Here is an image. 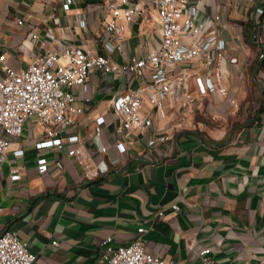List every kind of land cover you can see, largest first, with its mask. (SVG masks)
Returning <instances> with one entry per match:
<instances>
[{"label":"crops","instance_id":"obj_1","mask_svg":"<svg viewBox=\"0 0 264 264\" xmlns=\"http://www.w3.org/2000/svg\"><path fill=\"white\" fill-rule=\"evenodd\" d=\"M64 1L0 0V55L7 53L6 63L20 69L38 52L68 44L103 52L105 0H75L70 9ZM207 1L205 13L222 15L229 95L198 91L195 73L207 71L202 61L176 64L177 72L191 73L190 103L183 105L181 92L168 96L161 109L147 103L152 129L134 131L132 151L119 154L114 125L97 135L95 118L108 114L117 92L151 77L95 70L88 80L90 100H75L85 111L74 130L87 139L95 161L105 159L106 171L84 179L83 164L64 148L59 153L64 168L40 173L38 156L53 159L55 149L35 148L43 127L32 119L15 143L25 153L0 155V234L15 231L27 241L37 254L32 264H95L107 239L114 247L127 245L140 234L138 227H145L146 249L175 264H201L207 246L213 258L227 264H264V56H259L252 21L264 0ZM78 17L86 24L83 19L75 23ZM161 38L158 11L146 5L127 23L122 48L112 57L122 63L154 49ZM205 111L227 127L205 129L200 115ZM163 134L170 138L148 145L150 137ZM15 169L18 179L11 177Z\"/></svg>","mask_w":264,"mask_h":264},{"label":"built area","instance_id":"obj_2","mask_svg":"<svg viewBox=\"0 0 264 264\" xmlns=\"http://www.w3.org/2000/svg\"><path fill=\"white\" fill-rule=\"evenodd\" d=\"M75 0H65L63 7L70 9ZM250 2L251 0H242ZM207 0H105L109 12L105 21V32L101 36L103 52L86 50L75 44L59 49H45L23 68L17 69L6 63V52L0 55L3 62V76L0 77V155L12 151L15 155L25 153V148L15 143L22 135L26 122L34 120L43 127L42 138L35 143L39 151L55 149L53 159L46 155L38 156L40 173H56L64 168L60 151L66 149L83 164V178L91 180L108 169L103 158L95 161L86 138L74 130L78 118L84 113L82 105H77L78 97L90 100L87 94L88 80L95 70L113 73L114 76L133 74L151 77L138 85L117 92L111 101L108 114L95 118L94 132L103 133L107 124L114 125L119 138L114 146L119 154L132 151L133 133L141 134L153 127V119L146 112V104L163 108L168 96L180 92L184 96L183 105H188L192 92L187 81L191 73L175 70L176 64L184 61L200 60L205 73H195V83L201 94L219 92L229 95V86L225 81L226 47L220 38V13H205L202 9ZM146 5L154 6L158 11L161 42L144 54L133 55L120 63L112 57L116 49L122 48L127 23L144 12ZM201 11L205 14L201 15ZM83 19L78 17L75 20ZM23 19H18L22 24ZM254 41L264 56V5L257 6L252 17ZM33 37L37 33H32ZM185 88V89H184ZM79 90V93L75 92ZM184 89V91H183ZM230 97V96H229ZM235 105L237 99L230 97ZM170 138L169 134L150 137L149 146H156ZM106 147L102 148V152ZM12 179L21 177L16 169ZM178 208V204H174ZM1 209V208H0ZM131 243L114 247L107 244L101 257L95 264H175L146 249L141 232ZM55 244L57 240L53 241ZM212 248L202 250L201 264H227L211 255ZM37 254L27 241L22 240L15 231L6 230L0 234V264H32Z\"/></svg>","mask_w":264,"mask_h":264},{"label":"rangeland","instance_id":"obj_3","mask_svg":"<svg viewBox=\"0 0 264 264\" xmlns=\"http://www.w3.org/2000/svg\"><path fill=\"white\" fill-rule=\"evenodd\" d=\"M197 115H199V114H197ZM200 115H201V118H203L205 120V125H204L205 129H208V130L211 128L215 129L216 127H220V125L227 127L225 121L224 122L216 121V119L213 117V114L208 112V111L203 116H202V114H200Z\"/></svg>","mask_w":264,"mask_h":264}]
</instances>
